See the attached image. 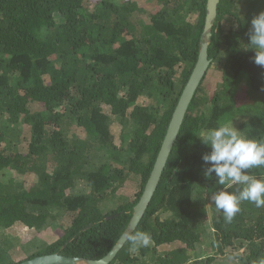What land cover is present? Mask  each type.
I'll list each match as a JSON object with an SVG mask.
<instances>
[{
    "label": "trees",
    "instance_id": "1",
    "mask_svg": "<svg viewBox=\"0 0 264 264\" xmlns=\"http://www.w3.org/2000/svg\"><path fill=\"white\" fill-rule=\"evenodd\" d=\"M206 3L0 0V124L23 118L31 126L27 151L3 148L0 133V173H15L7 182L0 179V231L11 232L16 223L37 232L54 225L61 230L55 239L26 243L8 235L25 257L14 261L8 253L0 264L55 252L100 259L113 248L198 60ZM260 12L264 0L220 1L209 44L212 63L132 233L150 236L151 253L144 259L151 249L146 246L136 255L128 239L110 264H213L236 240L245 248L234 264H264V207L242 201L226 220L211 200L225 186L205 175L210 165L202 156L211 148L198 136L232 122L241 135L264 142V67L253 62L254 50L241 47ZM209 76L218 78L216 87L205 83ZM247 174L264 179V166ZM135 177V199L115 208L101 205ZM67 215L71 221L64 224ZM209 235L212 253L193 256ZM165 245L170 249L160 254Z\"/></svg>",
    "mask_w": 264,
    "mask_h": 264
},
{
    "label": "clouds",
    "instance_id": "2",
    "mask_svg": "<svg viewBox=\"0 0 264 264\" xmlns=\"http://www.w3.org/2000/svg\"><path fill=\"white\" fill-rule=\"evenodd\" d=\"M248 36L249 43L241 47L245 51L254 50L253 62L264 67V12L251 20ZM198 136L204 145L211 148L210 153L202 156L204 163L210 165L206 168L205 175H215L218 178L216 183L225 186L211 200L223 212L226 220L231 221L240 211L242 201L264 207V179L247 174V170L253 167L264 166V142L241 135L232 122L209 129ZM234 185L242 186L241 190H227ZM128 238L134 246H147L150 241V236L142 232Z\"/></svg>",
    "mask_w": 264,
    "mask_h": 264
},
{
    "label": "water",
    "instance_id": "3",
    "mask_svg": "<svg viewBox=\"0 0 264 264\" xmlns=\"http://www.w3.org/2000/svg\"><path fill=\"white\" fill-rule=\"evenodd\" d=\"M220 1L221 0H207L205 25L202 33L198 60L174 109L165 138L154 162L150 176L145 184L143 193L138 203L134 206L132 217L125 231L117 240L113 248L100 259H83L81 257H74L55 252L28 258L18 262L17 264H110L114 260L118 252L128 241V237H130L135 231L136 227L139 225L145 212L150 206L152 198L154 197L159 186L163 171L166 167L173 146L179 136L188 108L195 96L197 89L208 73L212 63V58H210L209 55V44L210 38L212 36V29L218 15Z\"/></svg>",
    "mask_w": 264,
    "mask_h": 264
},
{
    "label": "rangeland",
    "instance_id": "4",
    "mask_svg": "<svg viewBox=\"0 0 264 264\" xmlns=\"http://www.w3.org/2000/svg\"><path fill=\"white\" fill-rule=\"evenodd\" d=\"M136 1L141 7L147 6L148 4L150 5V0H133ZM153 5V4H152ZM151 6V5H150ZM154 6V5H153ZM56 19L58 22H60L63 18L60 15L56 16ZM229 21H227L228 23ZM229 25V24H227ZM206 84H209L211 87H216L217 83H218V78L215 76H209L206 78L205 81ZM15 84V83H14ZM245 89L243 90V93L245 94ZM244 94L240 95L238 97V102H242L243 98H244ZM24 119L22 118L20 122L18 123H10L9 121H4L0 124V133L2 135V147L10 150H24L27 151V143H28V139L30 138V129L31 126L27 125L26 123L23 122ZM11 147V148H10ZM15 177V173L9 170H5L3 173H0V179L3 181H8L11 178ZM139 189V179L137 177L135 178H131L129 179L125 185L120 188L118 190V192L116 193V198L112 199V200H107L105 201L104 204H101L103 206H105V208H115L117 207L121 201L126 200V201H132L133 199H135L136 194H137V190ZM213 203H210L207 208L210 209V205H212ZM71 220H69V216L67 215L64 219H63V223L65 224L67 222V224L70 222ZM66 224V225H67ZM59 225H54V227L50 228L49 230L46 231H35V230H31L28 229L27 227H25L23 224L21 223H16L15 226H13V229L11 230H2L0 231V256L3 257V255H7L8 253H11L12 258L14 261L17 260H22L25 257L24 252L21 249V244L17 246V248L20 250H14L12 248V245H14L15 243L13 242V240H9L8 239V235L13 234L15 235V237L19 238L20 242H29L30 240L34 239V238H39V239H43V237L45 238L47 236V239H55L56 236H59L61 234V230L58 229ZM207 228L211 227V222L210 220L207 221ZM211 235H209V237L207 238L206 241H204L203 243H200L197 245V249L195 251V253H193V256H200V257H206L208 256L210 253H212L210 251V238ZM8 239V242H4L5 239ZM235 241V240H234ZM146 246L143 245H136L135 249L133 250L134 253H136V255H139V251H141L142 248H144ZM147 247H151L147 248ZM147 255L144 256V259L147 260V256L151 253L152 247H153V243L149 242L147 245ZM12 248V249H11ZM244 244L241 240H236L233 246H226L225 252L223 254H220L216 257V259L214 260L213 264H234L235 263V255H240L243 250H244ZM170 248H168V246H161L159 248V253L160 254H164L165 252H167ZM11 250V251H10ZM146 250V249H145ZM199 258V257H197ZM2 263V262H1Z\"/></svg>",
    "mask_w": 264,
    "mask_h": 264
}]
</instances>
